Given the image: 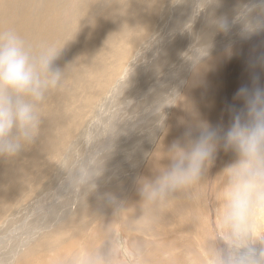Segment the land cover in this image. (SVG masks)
I'll use <instances>...</instances> for the list:
<instances>
[{
    "label": "rangeland",
    "instance_id": "rangeland-1",
    "mask_svg": "<svg viewBox=\"0 0 264 264\" xmlns=\"http://www.w3.org/2000/svg\"><path fill=\"white\" fill-rule=\"evenodd\" d=\"M19 1L0 0V20L7 21V29L21 28L20 36L26 44L33 35H41L45 31L58 34L62 42L56 48L60 53L54 66L64 70V73L60 87L51 91L39 105L43 117L34 142L14 157L0 156V229L2 233L8 231L6 235H11L23 225L21 218L31 211L46 218H63L64 206L71 199L67 195L68 183L83 161L87 158L93 160V165L89 166L90 176H93L105 167L111 155L130 149L127 147L129 145L117 144L107 137V128L112 127L113 123H121L124 129L135 128L134 134L140 141L150 138L157 141L167 127L166 115L170 111L167 100L180 99L184 95V104L179 110L181 123L177 127L181 139L184 140L185 133L194 129L198 121H207L213 127L226 130L232 122L233 109L243 107V100L236 98L238 90L246 85L251 86L252 77L257 74L260 83L264 84L263 32L260 36L262 47L250 52V55L247 56V49L244 50L242 46L250 37L232 41V45L227 44L229 48L224 47L221 52L208 56L193 71L191 69L185 87H176L181 76L177 68L184 65L188 69V49L199 37L196 29L203 28V25L198 27L196 20L201 18L204 6L197 0H89L85 10L80 11L74 19V12L79 11L83 7L82 1L86 0H57V10L42 19H33L30 11L37 15L45 11L49 0H29V9L22 11V8H17L19 3L22 4ZM9 5L15 6L8 8ZM109 12L113 13L116 27L109 30L101 41L96 40L98 44L88 47L95 42L91 27L96 24L102 26ZM28 21L33 22L30 27L23 25ZM184 23L180 31L178 25ZM233 28L227 35L218 31L219 38H228L232 32L239 33L238 26ZM173 36H177L176 40H172ZM168 40H171V44L174 43L172 41L178 43L184 40L180 51L182 54L187 51L184 64L177 52L168 47ZM232 48L243 49L238 61L234 62V56L227 52ZM154 59L157 69L152 65ZM125 75L126 81L120 84L119 91L111 99L116 82ZM158 78L160 82L157 85ZM132 79H136V84ZM142 81H146V89L139 88ZM151 101H154L153 105ZM143 105L149 109L146 116L141 115ZM134 106L135 111L132 110ZM138 115L141 121H133ZM143 125L148 128L142 129ZM90 130V149L86 150L85 135ZM107 142L111 145H107ZM228 152L221 148L203 181L187 193H175L173 199L157 208V216L149 218L148 215L149 219L146 218L142 226L134 224V228L131 227V222L138 220L137 208L131 210L135 215L134 220H130L131 214L125 219L119 216L120 220L118 216L111 215L110 218L116 219H112L108 225L111 224L114 231L125 239L138 241L146 249L151 242L143 237L153 239L171 234L183 238L179 248L161 250V255L148 251L147 255L151 254L148 255V264H183L186 252L202 259L207 255L209 239L215 237L216 213L221 207L219 194L223 186V177L219 174L228 164ZM135 157L139 158L138 155ZM123 162V169L127 170L126 165H132L134 159ZM139 173L136 172V175ZM46 182L48 185L53 182L52 187L56 189L52 193L51 205H31L37 194L46 192ZM14 217L17 220L14 221ZM109 239L111 236L106 232L103 240L98 242L93 237L89 242L93 240L97 243L94 252H98L106 248ZM1 251L3 253L4 249ZM55 264H69V259L62 257Z\"/></svg>",
    "mask_w": 264,
    "mask_h": 264
},
{
    "label": "clouds",
    "instance_id": "clouds-1",
    "mask_svg": "<svg viewBox=\"0 0 264 264\" xmlns=\"http://www.w3.org/2000/svg\"><path fill=\"white\" fill-rule=\"evenodd\" d=\"M197 3L204 9L217 8L222 0ZM208 23L214 31L225 33L238 26L244 38L264 32V0H238L231 15L209 13ZM212 47L211 39L197 37L186 59L195 69ZM59 53L53 47L35 53L14 29L0 30V156H16L38 136L43 117L39 105L62 83L64 70L54 66ZM236 98L243 100V107L233 109L226 130L198 121L183 141L167 148L169 162L158 166L154 176L139 180L144 215L203 181L221 148L235 153V159L219 174L223 177L221 207L207 255L201 259L186 252L183 264H264V84L258 74L252 77L251 86L238 90ZM79 171L78 182L85 183L89 163ZM106 231L111 239L105 249L81 252L72 264H148L145 246L125 239L111 224Z\"/></svg>",
    "mask_w": 264,
    "mask_h": 264
},
{
    "label": "bare ground",
    "instance_id": "bare-ground-1",
    "mask_svg": "<svg viewBox=\"0 0 264 264\" xmlns=\"http://www.w3.org/2000/svg\"><path fill=\"white\" fill-rule=\"evenodd\" d=\"M20 1L22 2V4L19 3L17 5L18 9L22 8L20 11H22L23 9H29L27 4L29 0H20ZM237 2H238L237 0H222V3L219 7L217 8L209 7L207 9H204L201 14L202 15L201 18L200 17L197 18L196 21L198 22L199 25L198 27L203 25V28L201 30H199L198 28L196 29L199 32V34L198 33L197 34L199 35L200 39L201 40L211 39L213 43V47L210 51L209 56L215 54L216 52H221V50H223L224 47L226 48L228 47L227 44H231L236 40L242 38L240 33L235 34L234 32L230 33L229 36H227L228 38H225L224 36L219 38L218 31H214L209 26L208 23L209 13L214 12L215 15H224V14L231 15L233 9L237 5ZM88 3L89 0H86L85 2L82 1L83 7L80 8L79 11L74 12L72 19H74L80 11L85 10ZM57 5H58L57 0H49V3H47V9L45 11L42 10L38 15L35 14L33 11L30 10L29 11L33 16V19H42L47 15L54 13L57 10ZM13 6L15 5H9L8 8H12ZM114 7L111 8L114 9ZM111 13L112 12L107 13L109 15L102 26L96 24L93 27H91L94 29L92 33L95 42H93V44L91 43L90 46L88 47L95 46V43L98 44L96 40L101 41L102 37L104 35H107V32L109 30L116 27L112 15L113 13L112 14ZM32 23H33L32 21H28L23 25H25L26 27H30ZM184 25L185 23L180 26L178 25L179 30L182 29ZM7 27H8L7 21L5 19L0 20V30L7 29ZM15 31L19 35L22 33L21 28H17ZM261 34H263V32L257 33L256 35L255 34L252 35L248 39L246 44L242 45L244 46L243 47L244 50L247 49V56L250 55L249 53L250 52L252 53L256 48L262 47L263 44L260 41L262 39L260 37ZM256 37H258V39ZM172 38H173L172 40L174 39L176 40L177 36L175 37L173 36ZM216 39L218 40L216 41ZM61 42H62V38L58 34H55L54 32H50V31H45L41 35L40 34L33 35L30 38V40L27 42V45L32 49L33 52L39 53L40 51L49 47H53L56 49ZM172 42L174 43L171 44V40H168V47L174 50L175 52H177V54L181 58L182 64H184V60H185L184 54L187 51H185L183 54L180 53V51L182 52L181 47L182 44L184 43V40L178 43H176V41H172ZM239 46L241 45L239 44ZM243 49L241 51V49L239 50L238 48L237 49L232 48L231 51H227V52L232 56H234L235 59L233 58L234 59L233 61L235 62V60L238 61V58H240L239 55L240 52L241 53L243 52ZM86 52L88 51L86 50L85 47L84 53ZM186 61L188 64L187 70L186 67H184V65H181L180 68L175 67L177 68V72L178 70H180L178 74L179 75L181 74V76L178 79L176 87L184 86L185 82L187 81V75L190 74L191 69L192 71L194 70V68L191 66V64L188 62L187 59ZM152 65L154 66L155 69L158 68L155 59ZM231 74L233 73L231 72ZM126 79H127V75H125L123 79L118 80L116 82L115 89L113 90L111 99L114 98V96L119 91L120 84H123L126 81ZM132 82L136 84V79H132ZM159 82H160V78L157 79L156 82L157 85L159 84ZM139 88L146 89L147 88L146 81L144 82L142 81L141 84L139 85ZM183 99H185L184 95L180 99L178 97L174 100H167L168 111L170 110L166 115L167 127L165 131L158 137L157 141L152 138L147 140L142 139L140 141L139 138H136L134 134V132H136L135 128L124 129L122 128L121 123H113L112 127L108 126L107 137L112 142H116L117 144L121 143L123 146L129 145L127 147H129L130 149L127 151L123 150L125 152L123 156H122L123 151H121L122 153L111 155L107 159L105 167L99 170L98 172H96L95 175L89 176V179L85 183L78 182L80 171L79 170L77 171V173L75 174L77 177L74 175L71 178L70 182L68 183L67 192L69 193L67 195L70 196L71 199L69 200V203L64 206L63 218H46L43 216H39L33 211H31L28 216H26L25 214L26 217L21 218L25 225L24 224L21 226L19 225L20 227L15 229L11 235L9 234L6 235L8 231L2 233V229H0V233L5 234L4 236L0 234V242H2L0 243V256L2 257V254L5 252V254H3L4 258L1 260L0 264H55L62 257H67L69 259V264H72V260L74 259L75 255L77 254L79 255L81 252H94V248L97 245V243L96 242L94 243L93 240L89 242V240L92 239L93 237H96L98 242L100 240H103V237L106 235L107 232L106 228L107 226H109L108 223L112 222L113 221L112 219L115 218V217L110 218L111 215L124 217L125 219V217H127L128 214H131L132 218H130V220H134L135 215L133 214V212H131V210H134L136 208L139 209V212L137 213L138 220L134 221L133 223L131 222L132 228H134V224L137 226H142V223H144L145 219L146 218L149 219L150 216L156 217L157 215L155 214L157 208H154V211L148 209L144 213L145 216L142 215L143 208L141 205V197L139 195V180L142 177L154 176L158 166L166 165L169 162L167 156L165 155L167 148L177 140L183 141V139L180 138L181 135H179V130L177 129V127H179L181 123V120L179 119L180 116L179 110H180V106L184 104L182 101ZM153 103L154 101H151L150 104L153 105ZM132 110L135 111V106L133 107ZM148 111H149L148 107L146 105H143L141 115L146 116V113ZM137 120L141 121L140 115H138L135 119H133V121H137ZM143 127L148 128L147 125L142 126V129L145 130V128ZM132 133L134 135H132ZM90 137H91V130L90 133L88 132L85 135V139L87 140L86 150L90 149L89 146ZM107 145H111V144L107 142ZM136 155H138L139 158H136L135 157ZM125 159L128 160L134 159V163L132 165H126L128 166V169L126 168L127 170H124L125 168L123 167V165L125 164L123 161ZM234 159H235V153L229 150L227 157L228 164L231 163ZM86 163H89V166H92L93 160L91 158H87L85 161H83L81 167ZM70 166L68 167V170ZM138 171H140V173L136 175V172ZM47 183L48 182L44 184V187L46 188V192L43 191L42 193L40 192L39 194H37V196L34 199L35 204H33L34 202H32L31 205L35 207H40L43 205L45 206L51 205V202L53 201L52 193L56 189H54L55 187H52V184L50 182L49 185ZM90 183H92V185H90ZM46 194L48 195L45 196ZM121 208H125L126 210H124L123 213L117 215L118 211ZM15 217H14V221L16 219ZM12 219L13 218H11V220ZM11 220L9 222H11ZM5 230H7V228ZM6 237H8V239ZM143 239L151 242L150 244L147 245V249H146L147 252L150 251L156 255H161L162 254L161 250L168 249L171 251L173 248H179L182 242L184 241L182 240L183 238L182 239L176 238V236L171 234H168L166 236L154 237L153 239H148L147 237H143ZM2 248L4 249L3 253L1 251ZM149 254L150 253H148V255Z\"/></svg>",
    "mask_w": 264,
    "mask_h": 264
}]
</instances>
